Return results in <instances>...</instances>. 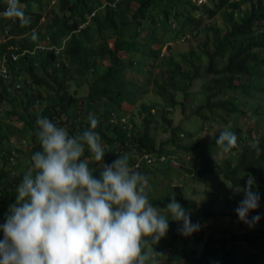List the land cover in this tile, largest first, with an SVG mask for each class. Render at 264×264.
I'll list each match as a JSON object with an SVG mask.
<instances>
[{
    "label": "trees",
    "instance_id": "trees-1",
    "mask_svg": "<svg viewBox=\"0 0 264 264\" xmlns=\"http://www.w3.org/2000/svg\"><path fill=\"white\" fill-rule=\"evenodd\" d=\"M115 2L116 6L112 7ZM50 3L51 0H20L21 8L26 17L30 16L29 23L34 27ZM92 3L96 7L109 5L103 15L75 32L94 6ZM92 3L90 0H58V10L52 9L53 16L48 23L52 43L59 45L70 37L66 59H62L52 51L33 52L43 36H39L38 41L31 39L26 35L30 30L28 24L21 26L18 19L3 17L7 0H0V39L6 37L0 40V57L8 56L9 70L7 79L0 78V225L6 223L9 207L15 204L16 187L31 165L32 154L41 150L34 135L38 116L47 117L65 127L70 135H76L90 128L88 116L92 114L98 120L94 131L101 137L107 164L133 151L138 155L156 151V137L160 133L169 134V138L157 151L185 154L215 151L217 154L223 151L215 143L216 139L221 132L231 131L237 136V147L230 151L235 154L237 163L233 165L222 155L214 161L211 156L193 158L189 160L192 165L188 169L192 180L203 183L208 174L217 171L231 181L235 189L245 186L251 175L255 183L261 184L256 193L260 197L259 205H264V0H208L202 6L182 0L180 7H190L181 10L179 15L183 22L176 30L168 26L171 10L175 8L173 0H96ZM33 6L37 14L32 13ZM195 11H201L209 19L221 15L223 24L217 22L201 28L205 40L199 50L161 58V48L167 39L177 40L190 29L199 33L201 20L197 19ZM157 14L162 15V19L159 18L162 26L154 22ZM132 26L136 27L133 33ZM164 28L170 32L168 37L156 36V32L161 33ZM139 29L141 32L145 29L147 34L145 44L141 42L143 47L137 41L141 39ZM138 50L142 54L135 60L133 56ZM15 53L19 58L13 62L11 56ZM152 59L156 64L151 63L149 67L154 71L150 69L149 77L144 76V67ZM155 67L162 68L163 73L155 72ZM200 80L204 81L199 92L189 93L188 89ZM177 93L184 94L186 101L196 95L190 113L185 103L177 102ZM152 94L161 101L141 104V113L145 116L140 123L131 117V126L124 129L120 121L112 122L115 117L128 115L130 107ZM178 105L186 116L199 118L202 128L200 125L186 130L182 125L174 126L173 115ZM210 124L220 126L221 130L210 142L203 143V129ZM14 136L27 137L32 143L30 150H21L25 167L9 160L6 146ZM254 141H258L262 149L260 156L252 147ZM84 159L89 161L93 175L100 178L101 171L87 151ZM148 169L142 170L146 177L151 171ZM170 170L169 165L159 169L166 175ZM173 195L190 213L192 223L200 225V230L184 236L179 231L182 222L169 217L167 234L156 248L172 247L179 241L181 249L175 255L180 257L169 253V258L160 264H264V230L251 228L241 232L242 227L238 228L233 220L225 233L209 234V229L203 225L215 216L207 208L209 203L188 199L184 186L175 188L170 197ZM239 198L240 194L234 201ZM151 203L162 209L166 207L165 203ZM3 238L0 229V240ZM218 238L221 239L215 240ZM218 242L223 243L215 249ZM203 243L206 249L202 255L192 249Z\"/></svg>",
    "mask_w": 264,
    "mask_h": 264
},
{
    "label": "clouds",
    "instance_id": "clouds-1",
    "mask_svg": "<svg viewBox=\"0 0 264 264\" xmlns=\"http://www.w3.org/2000/svg\"><path fill=\"white\" fill-rule=\"evenodd\" d=\"M90 1L92 3L96 0ZM181 1L173 0L175 8L171 10L172 15L168 20V26L172 30L180 29L179 23L183 22L181 21L182 16L179 15L181 10H188L191 4L202 6L208 3V0H185L190 3L189 7L187 4V7H180ZM108 5L109 3L99 7L94 5L85 14L86 19L75 32L86 28L93 22V18L103 15ZM111 6L115 7L116 2ZM58 7V0H51L45 11L41 13L42 17L35 27L29 23L30 16L26 17L20 6V0H7V8L2 15L8 19H18L21 26L28 24L30 30L26 35L31 39L38 41L39 36H43L33 52L38 49L52 51L57 57L66 59L65 50L70 37L64 38L61 44L56 45L52 43L48 35V23L53 16L52 9L58 10ZM32 13H38L34 6ZM199 13L202 12H194L196 17ZM235 15L238 17L237 13ZM155 17L154 22L162 26L160 22L162 15L157 14ZM135 28V26L130 28L131 33ZM199 29V33L193 29L186 31L185 34L183 32L177 40L167 39L161 48V58L174 54L171 52L174 43L189 42L194 35L198 36L201 32L200 26ZM138 32L141 33V39L138 38L137 41L143 47L141 42L145 44L146 30L141 32L139 29ZM169 33L164 28L161 33L156 32V36L164 34L167 38ZM1 39L4 40L6 37L3 36ZM155 47L156 45H153V48ZM192 49L199 50V48ZM138 54H142L141 51L138 50L133 56L135 60H139L136 58ZM11 58L13 62H16L19 54L15 53ZM7 63L8 56L0 57V78L9 77ZM151 63L153 59L144 67V72H142L144 76L149 77V70L152 69L149 67ZM152 70L154 71V68ZM156 70L155 67V72ZM190 98L192 103L189 106L185 101L177 99V102L185 103L187 110L188 108L191 110L194 98ZM178 107H181L182 111V106L178 105L176 109ZM131 117L133 115L130 112L128 115L113 118L112 122L120 121L126 129L127 126H131ZM88 121L89 129L76 135H70L65 127L56 125L49 118L37 117L34 135L40 143L41 150L32 154L31 165L16 187L15 204L9 207L6 223L0 225L4 234L3 240H0V264H160L169 258V253L174 257H180L175 255L181 249V246H178L179 241L172 247L164 245L161 250L156 248L167 234L169 217L182 222L179 231L184 236H191L200 230V225L192 223L190 213L175 199V195L170 196L175 188L184 186L186 197L198 200L191 195V191L198 194L202 189L193 190L192 188L197 184H205L206 180L203 183L193 181V175L188 169L192 165L189 160L196 157L201 158L202 155L191 157L189 156L191 153L157 151L165 141L164 139L159 140L157 136L156 151L142 152L140 155L133 151L129 156L127 154L117 156L111 164H107L104 161L105 149L102 146L101 137L94 131L98 120L89 114ZM202 126L201 123V128ZM14 137L6 146L12 164L19 161L23 147H29L32 144L27 137L17 136L18 139ZM215 143L223 151L220 155L227 157L235 165L237 159L230 151L237 147L236 134L225 130L220 133ZM252 147L257 156H260L262 149L259 142L254 141ZM86 151L91 155L97 169L101 171L100 178L93 175L89 161L84 159ZM167 165L171 166L168 175L159 171ZM148 168L154 172L150 171L146 177L142 174V170ZM222 178L228 181L224 176ZM228 182L231 184V194L226 201L221 200L219 196L212 205L210 201L208 202V196L211 194H206L207 191L205 193L202 191L203 198L198 200L208 202V210L215 215L206 222L209 234L221 231L225 233V228L233 220H236L235 224L238 228L242 227L241 232L246 229L247 224L252 226L258 221L264 223V219L260 220L264 218V205H259L260 197L256 193L261 184L255 183L251 175H249L247 184L242 187L233 189L232 182ZM242 191L244 198L239 201ZM239 194L240 198L234 201ZM157 199L163 200L157 201ZM150 201L156 205L165 203L166 207L162 209L160 206H154ZM217 208L220 211H217ZM255 209L256 212H253ZM248 214L251 219L248 218ZM257 229L264 230V228ZM219 239L221 238L215 240ZM222 243L218 242L215 249ZM205 246L204 243L199 246L194 245L192 249L202 255L206 249Z\"/></svg>",
    "mask_w": 264,
    "mask_h": 264
},
{
    "label": "rangeland",
    "instance_id": "rangeland-1",
    "mask_svg": "<svg viewBox=\"0 0 264 264\" xmlns=\"http://www.w3.org/2000/svg\"><path fill=\"white\" fill-rule=\"evenodd\" d=\"M49 9H51V8L49 7ZM197 13H195V14H197ZM48 15H49V13H48ZM197 18L201 20V26L200 27L202 29L205 27L208 28L217 22H219L221 25L223 24V20L221 19V15L216 16L214 19H209L207 15L199 13L197 15ZM181 21H182V17H181ZM204 40H205V34L201 31L198 36L194 35L192 38H190L189 42L184 41L181 43H174V47H173L171 52H173L176 55L178 52H182V51L184 52V51H187V50L192 49V48H201V43H203ZM138 56H139V54L137 55L136 58H138ZM156 71L159 72V74L163 73L162 68H157ZM203 81L204 80H200V81H197L196 83H194L193 86H191L188 89L189 92H193L194 94H197L200 90L201 83ZM150 88L152 89V87H150ZM86 90H87V87H85L83 89V94H85ZM177 99L179 101L187 102L188 103V104H186L187 106H189V104L192 103L190 101L191 98L189 99V101H186L183 94H178ZM194 99H196V95H195ZM152 100H160V98H159V96L152 94L150 97L143 98L137 106L130 107V111L132 112V115H133V117L137 123H140L141 120L143 119V117L145 116V114H141L140 105L141 104H149ZM187 113H190L189 108L187 110ZM173 120H174L175 126L182 125L183 128L186 130H188V129L194 130V129L199 128L201 125L198 118L193 117V116L190 118L189 116H186L185 114H183V112L181 111V107H178L177 109H175V115L173 117ZM219 128H220V126H216V125H212V124H210L209 126H206L204 134H202L204 137V139H203L204 143L210 142L213 139V136L218 132ZM14 138L18 139L17 136H15ZM168 138H169V134H164V135L159 134L158 135L159 140H161V139L166 140ZM31 146L32 145L30 144L29 147H23V149L28 151V150H30ZM220 154H221V152L216 154L215 151H208L206 153L191 152V154H189V156H191V157L197 156V155H199V156L202 155V157L211 156V159L214 161L215 159L219 158ZM22 156H23V154L20 153L18 162L22 165V167H25V165H26L25 164V157H22ZM97 166L100 168L99 164H97ZM16 173H18V172H16ZM181 180L183 181V179H181ZM195 188L202 189V191H204V193H205V191H207L206 194H208V193L211 194L208 196V202L210 201L212 203V205L215 204V202L219 196L221 197V200L226 201L227 197H229L231 194V184L228 181H226L224 178H222V176L219 175V173L217 171L211 172L210 174L207 175L205 184H197L192 189L194 190ZM202 191H201V193H198V194H194L193 191H191L192 192L191 195H193L194 198L200 200L203 198V195H204V193ZM252 191H256V190H252ZM242 196H244L243 191H242ZM217 211H220V210L217 208ZM248 218L251 219V216L249 214H248ZM263 219L264 218H261L260 220L263 221ZM203 225H204V223H203ZM205 226H207V225L205 224ZM252 227H253V229H256V228L262 229V228H264V223L258 221L252 226H249L247 224V227H246V229H244L243 232H245L247 229H250Z\"/></svg>",
    "mask_w": 264,
    "mask_h": 264
}]
</instances>
